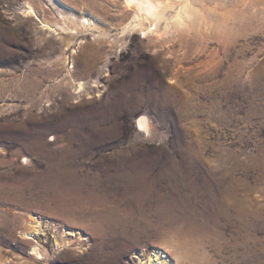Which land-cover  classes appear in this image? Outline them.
Instances as JSON below:
<instances>
[{"label": "rangeland", "instance_id": "1", "mask_svg": "<svg viewBox=\"0 0 264 264\" xmlns=\"http://www.w3.org/2000/svg\"><path fill=\"white\" fill-rule=\"evenodd\" d=\"M62 1L0 0V264H264V0H170L195 17L148 36Z\"/></svg>", "mask_w": 264, "mask_h": 264}, {"label": "bare ground", "instance_id": "2", "mask_svg": "<svg viewBox=\"0 0 264 264\" xmlns=\"http://www.w3.org/2000/svg\"><path fill=\"white\" fill-rule=\"evenodd\" d=\"M51 1L53 5L55 4L61 10H64L67 7L62 0H51ZM124 2L126 6L131 7L134 10L133 28L134 29L138 28L142 32V36H146L147 33L149 32L152 33V31L157 28L158 23L162 20H178L180 23H182L181 22L182 20H187L188 18L192 19L193 17H195V13H194L195 11L192 8L193 6L192 7L190 6L189 2H185L184 4L179 3V7L177 8L175 14H173L172 17L166 16V13L168 11L167 8H169L168 3L170 2V0H124ZM181 2L183 3V1ZM24 7H26L25 11H27L29 14L36 16L38 18V14L36 10L30 4H26V6ZM64 15H62V18H63L62 20H65L63 23L64 25L60 26V29L62 31H65V30L73 31L72 29H75L68 25L66 26L67 24L66 21L74 23L78 26L82 25L86 27V24L93 25L94 22L98 20L91 14H86L87 18H77L73 16L72 14H68L66 16ZM145 21L149 22V26L146 27ZM178 21H174L173 23L177 24ZM152 25H153V28H150V26L152 27ZM44 26L47 28L51 27L48 22H44ZM79 87H81L80 82H79ZM137 121L140 126V129H142V131L147 133L148 131L147 129H149L147 118L145 116H141ZM31 225L32 226L30 230L23 234L25 237H30L32 234L34 235L40 231L38 224L33 223ZM63 234L67 236V234L65 233H62V236ZM55 243L58 246L57 241H55ZM36 249L37 247H34L32 251L35 252ZM138 258H139L138 264H170L169 255L165 254V252L159 249L151 251L145 257H138Z\"/></svg>", "mask_w": 264, "mask_h": 264}]
</instances>
